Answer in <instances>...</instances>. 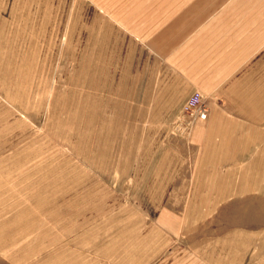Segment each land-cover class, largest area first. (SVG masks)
<instances>
[{"label": "rangeland", "instance_id": "1", "mask_svg": "<svg viewBox=\"0 0 264 264\" xmlns=\"http://www.w3.org/2000/svg\"><path fill=\"white\" fill-rule=\"evenodd\" d=\"M150 2L0 0V264H264V50L156 101ZM194 93L244 126L203 142Z\"/></svg>", "mask_w": 264, "mask_h": 264}, {"label": "crops", "instance_id": "2", "mask_svg": "<svg viewBox=\"0 0 264 264\" xmlns=\"http://www.w3.org/2000/svg\"><path fill=\"white\" fill-rule=\"evenodd\" d=\"M150 1V47L164 57L165 68L185 73L174 76L167 71L154 78L156 101L171 97L181 80L190 88L186 96L196 91L226 96L230 82L246 78L248 66L263 53L264 0ZM245 111L239 105L209 106L207 118L198 122V137L205 143L220 142L219 130L244 126ZM248 111L259 113L263 108Z\"/></svg>", "mask_w": 264, "mask_h": 264}, {"label": "built area", "instance_id": "3", "mask_svg": "<svg viewBox=\"0 0 264 264\" xmlns=\"http://www.w3.org/2000/svg\"><path fill=\"white\" fill-rule=\"evenodd\" d=\"M185 110L187 114L193 118V120H204L207 116V109L203 103L202 96L199 93H194L190 97L186 104ZM180 130L186 131L188 130V127H180Z\"/></svg>", "mask_w": 264, "mask_h": 264}]
</instances>
